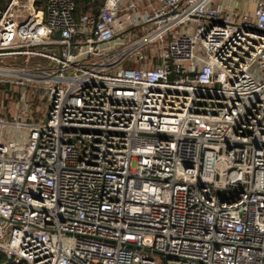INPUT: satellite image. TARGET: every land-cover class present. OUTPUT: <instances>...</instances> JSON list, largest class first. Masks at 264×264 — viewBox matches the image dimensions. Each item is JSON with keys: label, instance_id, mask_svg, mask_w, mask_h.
I'll use <instances>...</instances> for the list:
<instances>
[{"label": "built area", "instance_id": "built-area-1", "mask_svg": "<svg viewBox=\"0 0 264 264\" xmlns=\"http://www.w3.org/2000/svg\"><path fill=\"white\" fill-rule=\"evenodd\" d=\"M93 1L0 11V252L264 264V0Z\"/></svg>", "mask_w": 264, "mask_h": 264}, {"label": "rangeland", "instance_id": "rangeland-1", "mask_svg": "<svg viewBox=\"0 0 264 264\" xmlns=\"http://www.w3.org/2000/svg\"><path fill=\"white\" fill-rule=\"evenodd\" d=\"M237 2L241 1L240 3V7L243 11H250L251 7H250V3L242 2L243 0H236ZM19 96H20V91L18 89H12V97H8L6 99H1L0 98V118L4 119V117H8L10 116V120H14V117L17 113H19L20 111H18L17 109H21V103H18L19 101ZM32 101L34 103V106H29L28 110L29 113L31 114V116L34 118H36L37 120H41L42 118H44V113L47 111V102L46 100H42V94L41 92H38L36 94L33 95L32 97ZM45 102L46 106L43 107L40 104ZM18 103V105H16ZM38 105V106H37ZM42 111V112H41ZM31 122V121H30ZM4 131H7V128H4ZM14 135H10L9 139H13Z\"/></svg>", "mask_w": 264, "mask_h": 264}, {"label": "trees", "instance_id": "trees-1", "mask_svg": "<svg viewBox=\"0 0 264 264\" xmlns=\"http://www.w3.org/2000/svg\"><path fill=\"white\" fill-rule=\"evenodd\" d=\"M9 0H0V11L3 10ZM96 7L93 0H73V16L77 19L82 14H94ZM2 87V86H1ZM0 264H10L5 255L0 252Z\"/></svg>", "mask_w": 264, "mask_h": 264}, {"label": "crops", "instance_id": "crops-1", "mask_svg": "<svg viewBox=\"0 0 264 264\" xmlns=\"http://www.w3.org/2000/svg\"><path fill=\"white\" fill-rule=\"evenodd\" d=\"M234 1H236V0H234ZM246 0H243L242 2H245ZM240 3H241V1H239ZM250 7H251V10L249 11H246V12H248V13H252L253 12V9H254V3L253 2H250Z\"/></svg>", "mask_w": 264, "mask_h": 264}]
</instances>
